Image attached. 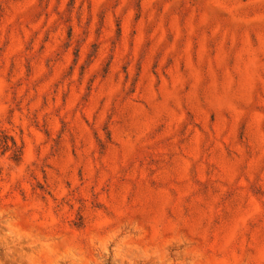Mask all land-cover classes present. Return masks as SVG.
<instances>
[{
	"label": "rangeland",
	"instance_id": "rangeland-1",
	"mask_svg": "<svg viewBox=\"0 0 264 264\" xmlns=\"http://www.w3.org/2000/svg\"><path fill=\"white\" fill-rule=\"evenodd\" d=\"M0 264H264V0H0Z\"/></svg>",
	"mask_w": 264,
	"mask_h": 264
},
{
	"label": "trees",
	"instance_id": "trees-1",
	"mask_svg": "<svg viewBox=\"0 0 264 264\" xmlns=\"http://www.w3.org/2000/svg\"><path fill=\"white\" fill-rule=\"evenodd\" d=\"M6 156L14 164L20 166L24 161L25 146L14 135L5 130H0V157Z\"/></svg>",
	"mask_w": 264,
	"mask_h": 264
}]
</instances>
